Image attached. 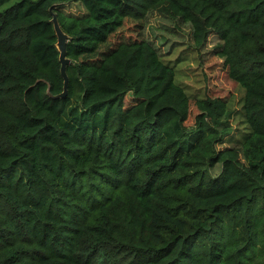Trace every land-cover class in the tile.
<instances>
[{"label":"trees","instance_id":"trees-1","mask_svg":"<svg viewBox=\"0 0 264 264\" xmlns=\"http://www.w3.org/2000/svg\"><path fill=\"white\" fill-rule=\"evenodd\" d=\"M155 11L217 35L240 110L177 84ZM0 264H264V0H0Z\"/></svg>","mask_w":264,"mask_h":264},{"label":"rangeland","instance_id":"rangeland-1","mask_svg":"<svg viewBox=\"0 0 264 264\" xmlns=\"http://www.w3.org/2000/svg\"><path fill=\"white\" fill-rule=\"evenodd\" d=\"M68 14L79 15L83 13L80 5L69 4L64 9ZM124 31L126 36H132V27ZM190 24L182 23L178 19L153 12L147 15L142 29V37L148 40L158 51L163 60L176 69V82L182 86L192 101L200 100L206 95L216 97H232V108L241 109L244 91L235 82L229 79L222 69V61L215 56L217 47L223 42L215 33L209 35L207 41L197 47L192 35ZM194 105H191V112ZM192 115L188 126L194 125ZM235 134H239L238 120L231 121ZM238 144L227 142L225 147H236ZM242 158V157H241ZM243 160V159H242ZM221 166L218 165L213 175L219 174Z\"/></svg>","mask_w":264,"mask_h":264},{"label":"water","instance_id":"water-1","mask_svg":"<svg viewBox=\"0 0 264 264\" xmlns=\"http://www.w3.org/2000/svg\"><path fill=\"white\" fill-rule=\"evenodd\" d=\"M50 12L53 14V17H52V23H53V26H54V30L56 32V35H57V48H58V51L60 53V56H59V59H60V63H61V74L64 78V92L58 96H52L50 94V90L48 89V94L55 98V99H58V98H63L66 96L67 94V87H68V75H67V66L70 64V59L67 58V44H68V40H69V37L67 34L64 33V31L62 30L60 24H59V21L57 19V16L52 12V8H50Z\"/></svg>","mask_w":264,"mask_h":264}]
</instances>
